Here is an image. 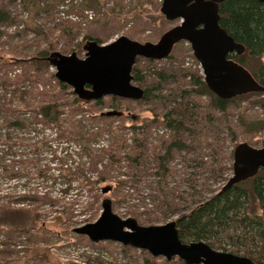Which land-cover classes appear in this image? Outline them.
Segmentation results:
<instances>
[{"label": "rangeland", "instance_id": "obj_1", "mask_svg": "<svg viewBox=\"0 0 264 264\" xmlns=\"http://www.w3.org/2000/svg\"><path fill=\"white\" fill-rule=\"evenodd\" d=\"M49 1L52 7L47 13L40 11L35 13L28 11L21 0H0V8L9 12L11 16V20L0 27L1 95L4 94L2 83L7 79L14 81L18 76H22L28 66L29 57L37 50L51 47L53 51L65 55L76 51L77 55L83 58L86 55L83 47L88 41L98 39L101 44H106L125 35L143 43H156L166 31L181 23V19H166L161 12L162 0H105L103 7L90 9L88 13L82 15L74 8L81 3L79 0ZM72 8L78 18L70 16H75L72 14ZM86 36L88 39H85ZM171 56L163 60L140 57L135 64L142 70L148 83L155 84L154 87L161 83L160 90L154 92L160 97L155 95L156 97L149 100H129L106 96L103 98L105 105L101 107L90 101L81 105V109H76V106H71L70 97L62 92L64 103L69 104L63 108L66 112L71 110L85 112V118L88 117V129L100 132L96 148L105 145L110 149V144H114L118 138L131 144L134 137L144 138L146 125L150 134L149 151L152 153L155 150L156 153L163 154L165 148L161 147V141L170 140L173 133L165 126L162 116L174 106H180L185 100L181 96V91L184 87H189L187 84L184 85L189 78L184 79L183 74L188 72L204 77L200 62L188 41L176 43ZM159 72L169 75L178 73L179 77L163 82L160 81ZM55 73L56 69L50 66L40 77L25 78V81L26 84H32L30 86L38 87L46 82L47 89L53 88L58 81ZM134 84L145 87L136 80ZM263 97L264 95L252 94L237 97L226 112L222 113L211 108L209 97L193 93L184 102L195 105L198 121L193 127L199 133L187 140L189 148L175 151L176 154L168 165L170 168L168 178L159 179L160 170L153 164L151 166L154 167L148 172L132 168L127 157L109 169L99 164L94 170L88 160L86 175L97 177L102 174L107 177V181L99 184L93 192L89 187L88 189L79 187L78 190L71 192L70 196L77 197L75 203L77 200L80 203L75 206L76 211L72 212L75 214L70 219L71 222L64 212L45 205L41 211L37 210V213L42 215L41 220L28 228L29 233L24 227L16 225L15 221L0 227V264H180L177 261L178 257L172 260L165 257L153 258L148 251L143 254L141 249L114 241L93 242L88 236L74 232V229L95 222L101 215L102 201L105 198L112 200L114 212L121 217H134L141 225L148 226L177 220L180 213L196 206L195 200L208 198L222 190L234 174V148L243 142L256 148L264 147V128L249 129L252 122L264 123V107L258 102ZM110 111L122 112L123 115H106ZM82 117L78 115V118ZM132 126H136L137 130ZM55 132L47 129L46 135L56 137ZM149 156L151 158L152 154L149 153ZM41 159L45 163L49 156ZM68 168L72 169L73 178L81 177L75 166ZM5 174L0 169V189L3 194L9 191L13 195L7 199L10 202H6L10 203L12 209L22 207L16 198L17 194L26 188L24 187L26 184L33 187L42 183L41 178L10 179L11 176ZM49 174L55 177L59 172L53 170ZM119 181L123 182V185L116 188ZM60 183L52 188V193L58 198L62 190ZM108 187L110 191L104 193L103 189ZM161 187L168 193V199L174 201L173 205L170 206L163 201L165 195ZM95 194L100 196L97 203L92 198ZM4 200V197H0V203ZM86 200L88 205L84 207ZM84 217L88 218L87 222L73 224ZM224 237L226 243L239 241L237 236L234 239L226 235ZM147 259L150 263L146 261Z\"/></svg>", "mask_w": 264, "mask_h": 264}, {"label": "trees", "instance_id": "obj_2", "mask_svg": "<svg viewBox=\"0 0 264 264\" xmlns=\"http://www.w3.org/2000/svg\"><path fill=\"white\" fill-rule=\"evenodd\" d=\"M79 1L80 7L72 6L80 15L90 9L103 7L105 2V0ZM21 2L28 11L35 13L37 11L47 13L52 7L49 0H21ZM219 10L220 25L244 46L242 54H232L230 57L244 66L252 74L256 83L255 89L237 97L242 98L251 94L264 95V4L258 0H227L219 5ZM72 14L75 16L70 15L71 17L78 18L73 8ZM10 20L9 12L0 8V27ZM1 37L0 30V39ZM85 39H88V36ZM96 41L101 44L100 40ZM56 54L63 53L53 51L51 47L37 50L29 57L25 73L14 81L7 79L1 86L4 94H0V169L8 177L11 176L10 179L41 178L42 183L35 184L33 187L28 184L24 186L26 188L23 192L17 194L16 199L22 205L17 209H12L10 203H6L10 202L7 199L13 195L9 191L3 194L0 189V197L5 198L0 203V227L15 221L16 225L24 227L29 233L28 228L35 226L41 220L42 215L38 214L37 210L43 209L45 205L61 213L64 212L69 217L68 221L71 222L70 219L75 214L72 212H75V206L80 204L78 200L75 203L77 197L70 196L71 192L78 190L79 187L87 189L89 187V190L93 192L99 184L107 181V177L102 174L97 177L86 175L88 160L94 170L99 164L109 169L118 164L122 158L127 157L132 168L148 172L154 167L151 166L153 164L160 170L158 171L161 176L159 179L168 178L170 174L168 165L176 154L175 151L189 148L187 140L199 133L193 127V124H197L198 121L195 105L184 101L193 93L199 96L206 95L210 98L211 108L224 113L237 98L223 99L217 96L209 88L204 77L187 72L182 76L184 79L189 78L187 82H184V85L187 84L189 87H184L181 91V96L185 100L180 106H174L162 116L165 126L173 133L170 140L161 141V147L165 148V153L149 151L150 134L146 125L144 138L134 137L131 144L118 138L119 141L117 139L114 144H110V149L105 145L96 148L95 146L99 144L100 132L92 128L88 129V117L85 118V112H78V110L66 112L63 107L69 104L64 103L65 98L61 94L66 93L71 99V106H76V109H81V105L90 101L80 98L69 85L60 81L49 89L46 82L40 87L26 84L25 78L40 77L51 66L50 58ZM132 73L134 80L145 86L143 99L149 100L157 96L154 92L160 90V82L155 87V84L148 83L142 70L135 65ZM159 76L160 81L163 82L176 80L179 77L178 73L169 75L165 72H159ZM25 86L28 87L25 88ZM258 102L264 107V97ZM94 103L100 107L105 105L103 98L94 100ZM79 114L83 117L78 118ZM132 127L137 130L136 126ZM263 128L264 123L249 124L250 130ZM47 129L55 130L56 137L46 135ZM149 153L152 154L153 161ZM46 156H49V159L43 163L41 158ZM68 166H75L78 173H81V177L73 178L74 173ZM53 170H58V176H50L49 173ZM58 182H61L62 187L59 198L52 193V188L57 186ZM122 185L123 182L119 181L116 188ZM161 190L165 195L163 201L170 206L173 205L174 201L168 199V193H165L164 187H161ZM75 196L78 195L75 194ZM99 197L98 194L93 195L95 203ZM85 202L84 207L88 205V200ZM195 202L194 208H187V212L180 213L176 220L180 238L184 242L204 240L215 249L240 253L257 264L264 263V169H260L255 175L241 179L226 191L220 190L208 198L198 199ZM87 221L88 218L84 217L73 224H82ZM224 235L233 239L237 236L239 241L226 243ZM142 252L146 253L145 250ZM153 258L156 257L153 256ZM146 261L150 263L149 259ZM177 261L180 264H186L179 259Z\"/></svg>", "mask_w": 264, "mask_h": 264}, {"label": "water", "instance_id": "obj_3", "mask_svg": "<svg viewBox=\"0 0 264 264\" xmlns=\"http://www.w3.org/2000/svg\"><path fill=\"white\" fill-rule=\"evenodd\" d=\"M227 0H162L161 12L168 20L181 19L179 25L166 31L158 42H140L122 35L100 44L88 41L85 57L77 53L56 54L50 58L56 78L69 85L74 93L87 101L106 96L140 100L145 89L134 84L133 68L139 57L149 60L168 58L176 43L188 41L203 69L209 88L223 99H231L255 89L252 74L228 55L243 52L237 42L220 25L219 5ZM264 4V0H258ZM106 115H123L110 111ZM234 174L223 186L233 184L264 169V147L256 148L246 142L234 151ZM110 187L103 189L104 193ZM93 242L114 241L124 246L148 251L154 257L172 260L178 257L186 264H257L251 258L213 248L206 241L184 242L177 221L162 225H141L134 217L123 218L114 212L109 198L102 201L100 217L74 229ZM264 264V263H263Z\"/></svg>", "mask_w": 264, "mask_h": 264}, {"label": "flooded vegetation", "instance_id": "obj_4", "mask_svg": "<svg viewBox=\"0 0 264 264\" xmlns=\"http://www.w3.org/2000/svg\"><path fill=\"white\" fill-rule=\"evenodd\" d=\"M189 43V42H188ZM191 45V44H190ZM191 48H192V46H191ZM193 50V49H192ZM193 53H194V51H193ZM243 52H233V53H230L229 55H228V57L230 58V59H232L231 57H230V55H232V54H235V55H240V54H242ZM235 61V60H234ZM237 62V61H236ZM238 64H240L239 62H237ZM241 65V64H240ZM237 147V146H236ZM235 151V150H234Z\"/></svg>", "mask_w": 264, "mask_h": 264}, {"label": "built area", "instance_id": "obj_5", "mask_svg": "<svg viewBox=\"0 0 264 264\" xmlns=\"http://www.w3.org/2000/svg\"><path fill=\"white\" fill-rule=\"evenodd\" d=\"M86 13H88V12H86ZM201 65V64H200ZM201 67V66H200Z\"/></svg>", "mask_w": 264, "mask_h": 264}]
</instances>
